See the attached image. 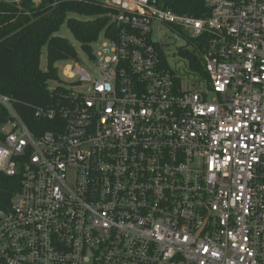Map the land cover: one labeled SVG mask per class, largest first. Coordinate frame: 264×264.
Wrapping results in <instances>:
<instances>
[{"label": "built area", "instance_id": "2783aa9c", "mask_svg": "<svg viewBox=\"0 0 264 264\" xmlns=\"http://www.w3.org/2000/svg\"><path fill=\"white\" fill-rule=\"evenodd\" d=\"M79 1L116 26L86 54L94 77L62 62L31 128L0 94V174L20 180L0 264H264V0H204L202 18ZM162 33L179 54L201 41L205 75L173 70Z\"/></svg>", "mask_w": 264, "mask_h": 264}, {"label": "trees", "instance_id": "16d2710c", "mask_svg": "<svg viewBox=\"0 0 264 264\" xmlns=\"http://www.w3.org/2000/svg\"><path fill=\"white\" fill-rule=\"evenodd\" d=\"M160 6L178 14L202 18L210 9L204 0H157ZM44 0L34 6L32 0L20 5L0 1V94L11 97L22 121L31 128L36 120L34 109L52 103L47 92L48 82L58 79L55 63L78 59L73 44L58 36L65 23L85 54L90 55L92 44L104 33L115 31L112 12L95 2L79 0ZM72 15L84 17L80 20ZM193 50L180 54L190 60L192 72L205 75L200 50L202 42L193 40ZM47 52V68L40 69L42 50ZM164 59V55H162ZM7 112L0 108V127ZM20 188L18 177L0 174V209L10 206Z\"/></svg>", "mask_w": 264, "mask_h": 264}, {"label": "rangeland", "instance_id": "374dc122", "mask_svg": "<svg viewBox=\"0 0 264 264\" xmlns=\"http://www.w3.org/2000/svg\"><path fill=\"white\" fill-rule=\"evenodd\" d=\"M73 17L80 19V20H84V17L81 16H77V15H72ZM58 36H61L63 38L68 39L74 46L77 55H78V63L83 66L85 69H87L88 71H90L94 77L95 72L97 70V66L96 63H94L92 60H89L87 55L82 51V49L80 48V45L78 42H76V40L74 39V37L72 36V34L70 33V31L67 28V25L64 23L60 29V31L57 33ZM162 36L164 38H167L166 40L163 38V42L166 41V43L168 44V47L166 48V54H167V58H168V63L170 65V67L175 70L176 72H178L179 74H183L185 77H189L190 79L194 78V74L192 73V71L189 69L188 67V62L187 60H185L181 54H179L178 49L179 47L182 45V41L178 40V39H173L170 35L162 33ZM154 39H157V34H154ZM62 62H67V61H60L55 63L54 67L57 70V74H58V79H62V74H61V70H60V64ZM47 68V52L46 49L42 50V54L40 57V69L45 71ZM75 92H81V93H86L87 89L86 87H75L74 88Z\"/></svg>", "mask_w": 264, "mask_h": 264}]
</instances>
